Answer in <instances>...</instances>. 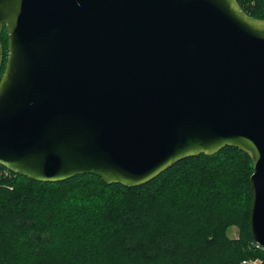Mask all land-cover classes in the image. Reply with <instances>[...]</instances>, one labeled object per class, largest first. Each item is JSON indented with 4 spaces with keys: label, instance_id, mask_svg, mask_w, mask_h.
I'll return each instance as SVG.
<instances>
[{
    "label": "water",
    "instance_id": "obj_1",
    "mask_svg": "<svg viewBox=\"0 0 264 264\" xmlns=\"http://www.w3.org/2000/svg\"><path fill=\"white\" fill-rule=\"evenodd\" d=\"M0 166L135 188L226 147L264 249V20L237 0H0Z\"/></svg>",
    "mask_w": 264,
    "mask_h": 264
},
{
    "label": "trees",
    "instance_id": "obj_2",
    "mask_svg": "<svg viewBox=\"0 0 264 264\" xmlns=\"http://www.w3.org/2000/svg\"><path fill=\"white\" fill-rule=\"evenodd\" d=\"M237 1L264 20V0ZM2 43L0 80L6 28ZM253 173L250 156L233 147L135 188L95 175L43 183L0 166V264H264L251 232Z\"/></svg>",
    "mask_w": 264,
    "mask_h": 264
},
{
    "label": "rangeland",
    "instance_id": "obj_3",
    "mask_svg": "<svg viewBox=\"0 0 264 264\" xmlns=\"http://www.w3.org/2000/svg\"><path fill=\"white\" fill-rule=\"evenodd\" d=\"M228 235L230 238H233V239H237L240 235V229L236 226H233L229 232H228ZM249 264H260V261L259 260H256V261H248Z\"/></svg>",
    "mask_w": 264,
    "mask_h": 264
},
{
    "label": "built area",
    "instance_id": "obj_4",
    "mask_svg": "<svg viewBox=\"0 0 264 264\" xmlns=\"http://www.w3.org/2000/svg\"><path fill=\"white\" fill-rule=\"evenodd\" d=\"M243 264H249L248 262H244Z\"/></svg>",
    "mask_w": 264,
    "mask_h": 264
}]
</instances>
